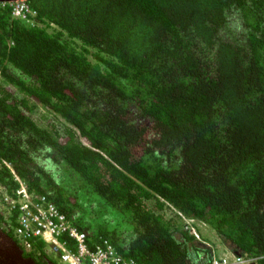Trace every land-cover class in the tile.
<instances>
[{
	"label": "trees",
	"instance_id": "trees-1",
	"mask_svg": "<svg viewBox=\"0 0 264 264\" xmlns=\"http://www.w3.org/2000/svg\"><path fill=\"white\" fill-rule=\"evenodd\" d=\"M8 1L0 183L18 185L6 161L88 246L106 239L136 264L212 256L165 202L264 264V0H24L34 22Z\"/></svg>",
	"mask_w": 264,
	"mask_h": 264
},
{
	"label": "built area",
	"instance_id": "built-area-1",
	"mask_svg": "<svg viewBox=\"0 0 264 264\" xmlns=\"http://www.w3.org/2000/svg\"><path fill=\"white\" fill-rule=\"evenodd\" d=\"M12 15L34 22L35 10L31 9L24 0H9ZM48 30L60 29L50 21ZM64 31V30H63ZM65 32V31H64ZM18 181L16 188L10 192L0 183V212L5 220L15 213V233L20 241L30 246L31 238L41 236L51 243L52 250L59 255L65 264H134L131 258H124L116 253L111 243L106 239L88 246L86 233L77 229L68 221L65 214L59 212L55 205L44 194L31 193L25 183L15 174ZM193 223L194 219H189ZM186 222L185 227L195 231V226ZM66 233L76 241L74 250L67 247L60 235ZM211 257L203 264H252L253 257L229 251Z\"/></svg>",
	"mask_w": 264,
	"mask_h": 264
},
{
	"label": "rangeland",
	"instance_id": "rangeland-1",
	"mask_svg": "<svg viewBox=\"0 0 264 264\" xmlns=\"http://www.w3.org/2000/svg\"><path fill=\"white\" fill-rule=\"evenodd\" d=\"M237 24V23H236ZM235 26V25H233ZM232 30L234 33H237L239 29L237 27H232ZM93 50V49H91ZM31 104V110L30 114L32 117L40 124L49 127L52 123L56 124L60 131L64 129L66 126L65 121L57 116L55 113H53L52 110L47 108L45 105L40 104V103H35V102H30ZM162 211H164L165 215L173 220H180L179 218H176V210L173 209L172 205L167 204L166 202L164 203V206L162 208ZM182 218V217H181ZM185 222L191 223L189 220L190 217H185L182 218ZM181 222V221H180ZM195 226L196 232L193 231V235L196 233L199 234V239L201 237L203 238L204 241H208L212 248V254L213 256L217 255H223V254H230L229 251L232 252L230 246L222 241L220 236L215 232V229H213L211 226H209L206 222L200 220V219H195L193 223H191ZM194 239V238H193ZM196 240V239H194ZM56 259L59 260L62 264H65L58 256V254L55 252ZM247 255V254H245ZM249 256V255H248ZM252 257V256H251ZM256 257H253L252 263L255 261Z\"/></svg>",
	"mask_w": 264,
	"mask_h": 264
},
{
	"label": "flooded vegetation",
	"instance_id": "flooded-vegetation-1",
	"mask_svg": "<svg viewBox=\"0 0 264 264\" xmlns=\"http://www.w3.org/2000/svg\"><path fill=\"white\" fill-rule=\"evenodd\" d=\"M49 201H51V200H49ZM51 202L55 205V207L59 210V212L65 214L64 212H62V211L57 207V205H56L53 201H51ZM0 216H1V217H0V220L2 219V222H3L2 226H1V224H0V256H1L2 258H4V259L0 262V264L5 263V262L10 263V261H12L13 259H12V258H11V259H8V258H5V257H13L14 255H17V253H18V249H20L21 251L24 250V252L26 253V250L34 249V247H33L32 244H30V246L23 245V244L21 243V241H20L19 243H20L21 247L19 246V248H17V247H15V246H13L14 243L10 240V239H11L10 237H7L8 239L5 240V239H6V236H10L9 233L6 232L7 229H8L9 227H12V226L15 224V213L12 212V214H11V216H10V219H9L8 221L4 219V217H3V215H2L1 212H0ZM12 221H13V222H12ZM70 222H71V221H70ZM10 224H11V225H10ZM7 225H10V226H7ZM6 226H7V227H6ZM5 230H6V231H5ZM10 231L13 232V231H15V230L12 229V230H10ZM11 232H10V233H11ZM11 234H12V233H11ZM63 234L67 235L66 233H62V234L60 235V238H61V236H62ZM12 235L15 236L16 239L19 241L18 236H17V234H16L15 232H13ZM67 236H68V235H67ZM15 237H14V238H15ZM42 240L45 242L46 249H45V246H43L42 250H44V251L46 252V256H49V255H50V256H53V257L56 258L55 252L52 250L51 243H49L48 241H46L45 239H43L41 236H39V237H38V236H34V237H33V243H35V244H41V245H42ZM61 240H63V239H61ZM36 241H37V243H36ZM63 241H64V240H63ZM17 243H18V242H17ZM42 250H41V251H42ZM42 253H43V252H42ZM31 254H32V257H33L34 259H36V258H37V259L42 258V254L39 253V252H37L36 254L30 252V255H31ZM134 264H136L135 260H134Z\"/></svg>",
	"mask_w": 264,
	"mask_h": 264
},
{
	"label": "crops",
	"instance_id": "crops-1",
	"mask_svg": "<svg viewBox=\"0 0 264 264\" xmlns=\"http://www.w3.org/2000/svg\"><path fill=\"white\" fill-rule=\"evenodd\" d=\"M0 224L2 226V224H3L2 219L0 220ZM6 232H8V231H6ZM8 233H9L10 236H6V239L5 240L8 239L7 237H10L11 238L10 240L14 243L13 246H15L17 248H19V246L21 247V245L19 243L20 241H18L17 239H15L14 238L15 236H13L10 232H8ZM61 239H63L65 241V244L67 245L68 248H70L72 250L75 249V247H76V241L72 237H69V235L67 236V235L63 234L61 236ZM30 241H31V244L33 245L34 249L26 250V253L24 252V250L21 251L20 249H18L17 255H14L13 257H5V258H8V259H11V258L13 259L12 261H10V263L5 262V263H2V264H62L55 257L50 256V255L49 256H46V252L44 250H42L43 246H45V242L43 240H42V245L41 244L37 245V244L33 243V240L32 239ZM36 243H37V241H36ZM45 249H46V246H45ZM30 252H32L34 254H36L37 252L41 253L42 254V258H39V259L36 258V259H34L32 257V254L30 255ZM123 257L124 258H128L129 256H123ZM3 259L4 258H2L0 256V262Z\"/></svg>",
	"mask_w": 264,
	"mask_h": 264
},
{
	"label": "clouds",
	"instance_id": "clouds-1",
	"mask_svg": "<svg viewBox=\"0 0 264 264\" xmlns=\"http://www.w3.org/2000/svg\"><path fill=\"white\" fill-rule=\"evenodd\" d=\"M5 164L11 169V171L14 173V171L12 170V168L10 167V164H8V162H6L5 161ZM16 188V187H15ZM173 207V206H172ZM176 218H179L180 220H177L178 222H180L182 225L180 226V228L181 229H183V230H186V232L188 233V234H190L191 236L193 235L192 233H193V231L194 230H192L190 227H185V224H186V222L182 219V218H185V217H189V216H186L185 214H183L181 211H177L176 210ZM182 217V218H181ZM190 218H193V217H190ZM194 219V218H193ZM196 219V218H195ZM11 225V224H10ZM10 225H7V226H10ZM15 225L16 224H14L12 227H9L8 229H7V231L8 232H11L10 230H12V229H14L15 230ZM6 226V227H7ZM195 231H196V229H195ZM13 232H15V231H13ZM13 232H11L12 234H13ZM85 232V231H84ZM86 233V232H85ZM194 237H192V238H194V239H196V241H198L199 243H201V244H203L206 248H209V251H213V248H212V246H211V244L208 242V241H204L203 240V238L201 237V239H199L198 237H199V234L198 233H196L195 235H193ZM86 237H87V241H89V239H88V236H87V234H86ZM15 239H16V237H15ZM19 239V238H18ZM32 240H33V237L31 238ZM222 241H224L222 238H220ZM19 241H20V239H19ZM97 242H99V241H95V243H97ZM225 242V241H224ZM22 243V242H21ZM95 243H93L92 245H94ZM226 243V242H225ZM23 244V243H22ZM228 244V243H227ZM24 245V244H23ZM229 245V244H228ZM232 250V249H231ZM232 252H235V251H233L232 250ZM235 253H240V252H235ZM241 254H243V253H241ZM213 255V254H212ZM59 256V255H58ZM212 257V256H211ZM128 258H130V257H128ZM131 259H133L134 260V258H131ZM211 259V258H210ZM203 263H205V262H203ZM202 263V264H203Z\"/></svg>",
	"mask_w": 264,
	"mask_h": 264
}]
</instances>
